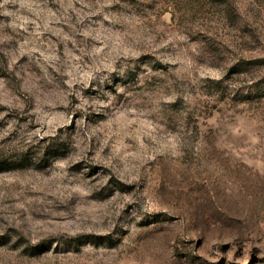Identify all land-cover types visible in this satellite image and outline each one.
I'll use <instances>...</instances> for the list:
<instances>
[{"label":"rangeland","instance_id":"1","mask_svg":"<svg viewBox=\"0 0 264 264\" xmlns=\"http://www.w3.org/2000/svg\"><path fill=\"white\" fill-rule=\"evenodd\" d=\"M0 264H264V0H0Z\"/></svg>","mask_w":264,"mask_h":264}]
</instances>
